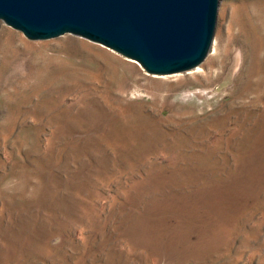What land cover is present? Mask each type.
I'll return each instance as SVG.
<instances>
[{"label":"rangeland","instance_id":"obj_1","mask_svg":"<svg viewBox=\"0 0 264 264\" xmlns=\"http://www.w3.org/2000/svg\"><path fill=\"white\" fill-rule=\"evenodd\" d=\"M193 71L0 23V264H264V0H219Z\"/></svg>","mask_w":264,"mask_h":264},{"label":"water","instance_id":"obj_2","mask_svg":"<svg viewBox=\"0 0 264 264\" xmlns=\"http://www.w3.org/2000/svg\"><path fill=\"white\" fill-rule=\"evenodd\" d=\"M219 0H0V23L29 40L65 33L101 44L149 74L189 70L211 48Z\"/></svg>","mask_w":264,"mask_h":264},{"label":"bare ground","instance_id":"obj_3","mask_svg":"<svg viewBox=\"0 0 264 264\" xmlns=\"http://www.w3.org/2000/svg\"><path fill=\"white\" fill-rule=\"evenodd\" d=\"M214 42V41H213ZM213 42H212V44H213ZM211 47H212V45H211ZM210 50H211V48H210ZM210 50H209V52H210ZM134 62V61H133ZM138 64V63H137ZM139 65V64H138ZM199 66V65H198ZM197 66H195V67H193V68H191V69H194V68H196ZM191 69H189L190 71H193V70H191ZM189 70H186V72L187 71H189Z\"/></svg>","mask_w":264,"mask_h":264}]
</instances>
